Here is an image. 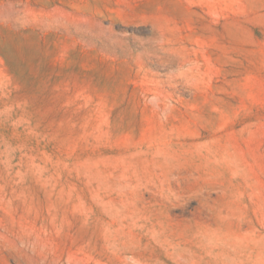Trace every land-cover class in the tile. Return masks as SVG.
I'll use <instances>...</instances> for the list:
<instances>
[{"label":"rangeland","instance_id":"374dc122","mask_svg":"<svg viewBox=\"0 0 264 264\" xmlns=\"http://www.w3.org/2000/svg\"><path fill=\"white\" fill-rule=\"evenodd\" d=\"M0 264H264V0H0Z\"/></svg>","mask_w":264,"mask_h":264}]
</instances>
